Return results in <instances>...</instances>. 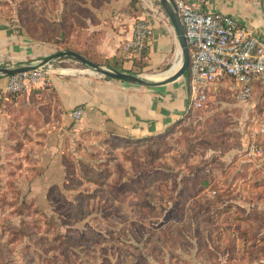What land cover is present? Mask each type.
<instances>
[{"label":"rangeland","instance_id":"374dc122","mask_svg":"<svg viewBox=\"0 0 264 264\" xmlns=\"http://www.w3.org/2000/svg\"><path fill=\"white\" fill-rule=\"evenodd\" d=\"M143 2L149 0H132L130 6ZM59 5L60 0H0V20L49 39ZM137 58L132 74L150 78L165 71L149 70L146 58ZM9 64L0 58V66ZM211 94L203 108L188 110L158 136L60 137L58 149L69 148L68 156L50 154L44 144L52 138L35 146L26 142L33 138L27 130H0V264H197L196 241L182 240L181 234L194 233L193 223L185 225L190 219H214L217 194L201 193L189 208L185 203L193 188L215 173L224 189L263 179L259 173L244 182L249 166L237 157L260 98L240 104L224 87ZM237 197L225 195L227 201ZM205 248L206 261H213L212 250ZM185 251L192 252L188 260ZM251 257L259 261L256 252Z\"/></svg>","mask_w":264,"mask_h":264},{"label":"crops","instance_id":"0c3cea01","mask_svg":"<svg viewBox=\"0 0 264 264\" xmlns=\"http://www.w3.org/2000/svg\"><path fill=\"white\" fill-rule=\"evenodd\" d=\"M131 1L60 0L56 18L51 19L56 31L49 39H36L9 21L0 20V58L9 61L10 66H19L70 49L100 65H105L108 60L115 61L112 64L131 73L134 60L138 58L128 52L126 46L133 37L135 23L147 20L154 29L147 50V67L149 70H165L150 79L164 80L178 69L181 61V47L174 26L159 0H149L137 7H131ZM187 1L204 12L232 16L264 38V0ZM71 61L65 57L53 62L50 84H38L19 96L6 92L9 76H0V130L11 127L27 130L33 138L26 139V142L35 146H39L36 142L43 141L44 137L52 138L53 143L49 141L43 145L50 148V154L68 156L69 148L58 149L61 147L58 143L60 137L93 133L105 141L110 137L140 140L165 133L188 114L187 74L165 85L144 87L102 77L88 68L72 65ZM256 92H260L259 88ZM76 108L83 109L79 120L72 117ZM53 150L58 154L54 155ZM214 175V182L209 187H199L185 206H194V198L201 193L210 196V190L222 182L219 176L216 178V173ZM261 177L264 180L263 174ZM237 188L238 182L228 186L220 197L222 203L212 206L214 219L211 222L190 219L185 224L190 226L193 223L191 228L194 226L193 234H181V238L196 241L198 247L192 257L196 258L197 264H264V185L250 187L248 193L253 198L243 197ZM226 194L240 195L242 199L237 197L239 201H227ZM227 206L231 209L223 215L221 211ZM240 213L259 218L254 222L256 230L252 239H246L249 225L238 217ZM221 226L236 231L233 251L222 244ZM215 241L222 247L216 248L212 244ZM205 247L212 250L213 261H206ZM255 252L258 262L251 260ZM191 253L185 251L183 257L188 260Z\"/></svg>","mask_w":264,"mask_h":264},{"label":"built area","instance_id":"2783aa9c","mask_svg":"<svg viewBox=\"0 0 264 264\" xmlns=\"http://www.w3.org/2000/svg\"><path fill=\"white\" fill-rule=\"evenodd\" d=\"M173 3L184 25L189 47L188 110L203 108L212 90L218 87L231 90L240 104L259 97L261 108L250 120L244 146L237 152V157L264 175V38L232 16L204 12L187 0H173ZM153 31L147 20L137 21L126 50L141 56L148 50ZM53 71L51 63L35 71L9 76L6 92L19 96L38 84L49 85ZM82 115V108L72 112L75 120L81 119ZM216 194L213 190L210 197Z\"/></svg>","mask_w":264,"mask_h":264},{"label":"water","instance_id":"95a60500","mask_svg":"<svg viewBox=\"0 0 264 264\" xmlns=\"http://www.w3.org/2000/svg\"><path fill=\"white\" fill-rule=\"evenodd\" d=\"M162 7L164 8L166 14L168 15L169 20L174 26L180 47H181V61L178 69L168 78L159 81H148L141 77V75H136L132 73H126L121 71H116L111 68L102 66L97 64L87 58H85L80 53L67 49L61 50L56 54L44 58L39 62H34L31 64L19 65V66H0V76H12L17 75L19 73L31 72L35 71L41 67H44L48 64H51L57 60L63 59L65 57L73 58L77 62L86 66L93 73H96L102 77H109L112 79H117L124 81L129 84H134L138 86L144 87H157L161 85H165L172 81H175L179 77H182L186 74L189 63H190V55H189V47L187 44L186 36H185V28L181 21V18L174 6L173 0H159ZM187 84V81H186Z\"/></svg>","mask_w":264,"mask_h":264},{"label":"trees","instance_id":"16d2710c","mask_svg":"<svg viewBox=\"0 0 264 264\" xmlns=\"http://www.w3.org/2000/svg\"><path fill=\"white\" fill-rule=\"evenodd\" d=\"M52 26H53V23L51 24ZM52 35V34H51ZM65 33L64 34H62V38H63V41H64V39H65ZM57 43H60L61 41H56ZM65 48H67V47H65ZM84 57L85 58H87V59H89V60H91L88 56H86V55H84ZM147 57V51H144L143 53H142V55L140 56V58H146ZM112 62H115V61H112ZM112 62L111 61H106L105 62V65L108 67V68H111V69H113V70H116V71H121V72H123L122 70H121V68H120V66L119 65H117V64H112ZM109 79H111V78H109ZM209 101V100H208ZM208 101H207V103H208ZM192 111V110H191ZM186 117V116H185ZM182 120V119H181ZM179 122V121H178ZM178 122H176L175 124H177ZM174 124V125H175ZM174 125L173 126H171L167 131H166V133L167 132H169L171 129H173V127H174ZM132 141H134V140H132ZM247 174H245V177L243 178L244 179V182H246V179L248 180V179H250V178H255V177H257V175L259 174V172L258 171H256L254 168H252V167H249V168H247ZM214 180H215V175L213 174V177L212 178H209V179H202L201 181H199L198 182V184H197V186L195 187V188H193V190L191 191V193H194L199 187H209L213 182H214ZM252 182L249 184V186L247 187V186H244V187H242V186H238V190H236V191H239L240 193H242V195H243V197H252L251 196V193H248V192H250L249 191V189H250V187H253V186H258V185H264V180H261V182H254L255 180H251ZM240 183H241V181H240ZM245 185V184H244ZM221 185L220 184H218L217 186H215L214 187V190L216 191V193H217V198H216V200H215V204H214V206H216V205H219V204H221L222 202H221V199H220V197H221V195L223 194V193H225L226 191H227V189L228 188H226V189H224L222 186V188H223V190H221V188H219ZM253 198V197H252ZM229 209H231L230 208V206H227V207H225V209H223L222 211H221V213L223 214V215H225V214H228L229 212ZM134 214H135V212H133ZM237 215H239L238 217L239 218H242L244 221H247L248 222V225H249V228H248V230L246 231V239H252V237H253V232L256 230V227L254 226V222H256V221H259L258 219V217L257 216H254V215H251V214H248V215H243V214H237ZM258 229V228H257ZM90 233H92V235H94V236H96L97 238L96 239H98L100 242H102L103 244H107V243H109L108 241H106L104 238L102 239V236L100 235V234H98V233H96V232H90ZM210 233H212V231L210 232ZM221 236H222V238L221 239H223V243L222 244H224L229 250H231V251H233L234 250V243H235V239H236V231H234V230H228V229H226V227L225 226H221V228H220V233H219ZM179 236V235H178ZM89 241H91L92 242V240H89ZM97 242H95V244H96ZM216 243V241L214 242V243H212V244H215ZM221 243H217V244H215V247L216 248H220V247H222L221 245H222ZM62 252V251H61ZM232 253V252H231ZM64 254V253H63ZM237 254V253H236ZM60 255H62V253L60 254ZM62 256H64V255H62ZM230 256H232V254L230 255ZM239 255H237V257H238ZM103 257V256H102ZM87 258H90L89 256H87ZM85 264H97V262H89V261H86L85 262ZM99 264H103L102 262L101 263H99Z\"/></svg>","mask_w":264,"mask_h":264},{"label":"bare ground","instance_id":"6f19581e","mask_svg":"<svg viewBox=\"0 0 264 264\" xmlns=\"http://www.w3.org/2000/svg\"><path fill=\"white\" fill-rule=\"evenodd\" d=\"M142 77V76H141ZM143 79H145V80H148V81H156V79H150V78H148V77H142ZM164 79V78H163ZM159 80H162V79H158L157 81H159Z\"/></svg>","mask_w":264,"mask_h":264}]
</instances>
